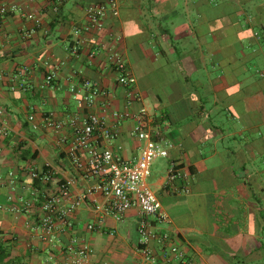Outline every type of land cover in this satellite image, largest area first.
Here are the masks:
<instances>
[{
    "label": "crops",
    "instance_id": "1",
    "mask_svg": "<svg viewBox=\"0 0 264 264\" xmlns=\"http://www.w3.org/2000/svg\"><path fill=\"white\" fill-rule=\"evenodd\" d=\"M105 1L0 0V6H16L0 17V119L9 126L0 139V248L6 254L0 264H64L70 239L92 249L82 264H144L136 247L137 209H129L120 222L106 218L99 223L93 205L101 196L84 194L95 179L77 172L67 158L70 128L55 133L41 125L48 114L65 120L94 113L113 123L111 112L127 109L128 92L130 110L146 108L153 139L174 144L167 157L152 163L147 178L169 218L154 221L155 228L169 232L194 264H264V113L259 119L251 113L264 100L257 95L259 90L264 95V0H117L118 15H108L97 33L82 34L79 54L73 55V29L84 24L85 7ZM27 13L35 14L40 25ZM198 17V47L182 52L185 67L170 46L166 63L156 42L186 41ZM147 27L157 30L149 34ZM245 27H250L247 34ZM92 49L96 55L89 58ZM112 51L135 76L132 86L116 82L107 59ZM192 60L200 73V117L196 102L187 97L193 90L185 80ZM51 71L54 81L41 88ZM85 79L98 81L108 92V104L98 100L88 107L73 97L70 86ZM29 114L38 129L31 128ZM133 124L131 118L122 120L109 144L131 161L143 145L131 134ZM45 163L56 178L72 177V195L84 198L71 216L72 228L52 244L30 228L39 205L24 212L19 201L30 196L31 184L41 193L56 191L53 183H34L27 173L30 166L44 170ZM171 163L180 175L164 187ZM88 223L96 227L89 231ZM155 252L159 255L157 246Z\"/></svg>",
    "mask_w": 264,
    "mask_h": 264
},
{
    "label": "built area",
    "instance_id": "2",
    "mask_svg": "<svg viewBox=\"0 0 264 264\" xmlns=\"http://www.w3.org/2000/svg\"><path fill=\"white\" fill-rule=\"evenodd\" d=\"M54 8L56 9L57 6ZM15 9L16 6L1 5L0 17ZM118 13L117 0H107L86 6L83 14L84 24L73 29L77 39L70 45V52L78 55L83 42L82 34L97 33L103 28L104 19L108 15L117 16ZM25 17L33 20L36 26L40 25V19L35 14L27 13ZM95 55L96 49L88 52L89 58H94ZM107 59L117 73L118 84L130 87L136 82L135 76L130 72L120 54L112 51ZM21 71L26 72L27 66H23ZM54 78V72L47 73L40 87L49 86ZM20 87L25 89L24 83L20 84ZM69 90L74 98L79 97L78 99L88 107L98 100L102 101V105L107 102L108 92L95 80H82L78 87L72 85ZM80 90L81 94H79ZM132 100V92H128L125 100L127 109L113 110L111 114L114 122L110 124L97 114L87 113L83 116L72 115L65 120L48 114L42 117L41 125L55 133L64 128H70L72 136L67 149V158L77 172H81L86 178L95 179L93 185L85 188L84 194L92 196L98 193L101 196V201L94 200L93 205L99 223L104 222L106 218L120 222L129 209L133 207L137 209L139 219L135 228L136 247L144 264H194L193 258L174 242L169 232L160 231L153 224L154 221L167 222L169 218L155 191L147 184V178L150 175L152 163L167 157L174 144L168 140L153 139L146 108L142 106L137 111L130 110ZM129 118L134 120L131 134L143 142L139 156L132 161L114 153L109 146L119 133L120 122ZM27 121L33 130L40 127L34 114H29ZM8 132V124L0 119V139ZM82 155L85 157L82 158ZM27 173L32 181L53 183L56 188L55 192L45 194L41 193L36 185L31 184L28 186L30 196L27 199L22 197L19 199L20 210L24 212H29L34 206L39 205L38 218L30 228L40 241L52 244L57 240L60 232L72 228L71 216L77 206L84 202V198L82 195H72L71 188L74 183L72 177L56 178L52 165L48 163L44 164V170L30 166ZM179 175V171L171 163L166 173L164 187L172 185ZM9 176L10 182L13 183L14 174L10 173ZM95 227V223H88L86 226L89 231ZM108 233L115 235L116 231L110 229ZM155 246L160 251L159 255L155 252ZM91 252L92 249L88 244L70 239L65 247L64 264H82Z\"/></svg>",
    "mask_w": 264,
    "mask_h": 264
},
{
    "label": "trees",
    "instance_id": "3",
    "mask_svg": "<svg viewBox=\"0 0 264 264\" xmlns=\"http://www.w3.org/2000/svg\"><path fill=\"white\" fill-rule=\"evenodd\" d=\"M211 8L213 9V12L218 13L216 6H211ZM199 22H200L199 17L196 20L194 19L193 27L191 28V30H188V37L186 38V41L177 40V41H172L171 43H169V42H162L161 40H158L156 42V44H157L156 46L158 48V51L161 53L162 56H164V61L166 63L169 62L167 50L170 46V47H172L173 51H175V53L177 54V55H175L174 59H176L179 62L180 66L185 67L182 52L184 50H187V51L194 50L198 47L197 44L195 43V40L200 35V32L197 29V25L199 24ZM147 30H148L149 34H154L155 31L157 30V27L152 28V29L148 28ZM165 31L168 32V29L165 28ZM243 31H245V33L247 34L248 31H250V27H245ZM196 62H197L196 60L195 61L192 60V63H191V65L193 67L192 72L189 74H186L185 80L190 81V83L193 87V90L187 94V97L190 99V101L192 103H193V101L196 102V104L194 106V111H195L196 116L200 117L201 109H202L201 103H203V99L201 98L199 92L197 91V88L199 87L198 85L200 84V73L196 69ZM257 95H258V97H261V98L264 97L263 92L261 90H259L257 92ZM227 109H229V108H227ZM253 112L257 113L258 119L261 117V115L264 113V100H263L262 105H258L254 109L251 110V113H253ZM166 119H169V117H166ZM54 176H56V175H54ZM35 182H36V180L34 181V183ZM5 257H6V254L4 255V251H2V248H0V261H2Z\"/></svg>",
    "mask_w": 264,
    "mask_h": 264
}]
</instances>
